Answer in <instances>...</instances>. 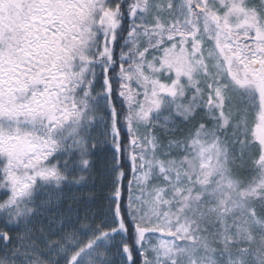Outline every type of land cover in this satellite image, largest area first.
Wrapping results in <instances>:
<instances>
[{
    "label": "snow or ice",
    "instance_id": "snow-or-ice-1",
    "mask_svg": "<svg viewBox=\"0 0 264 264\" xmlns=\"http://www.w3.org/2000/svg\"><path fill=\"white\" fill-rule=\"evenodd\" d=\"M0 264H264V0H0Z\"/></svg>",
    "mask_w": 264,
    "mask_h": 264
},
{
    "label": "trees",
    "instance_id": "trees-1",
    "mask_svg": "<svg viewBox=\"0 0 264 264\" xmlns=\"http://www.w3.org/2000/svg\"><path fill=\"white\" fill-rule=\"evenodd\" d=\"M99 184V182H97ZM126 183V182H125Z\"/></svg>",
    "mask_w": 264,
    "mask_h": 264
}]
</instances>
